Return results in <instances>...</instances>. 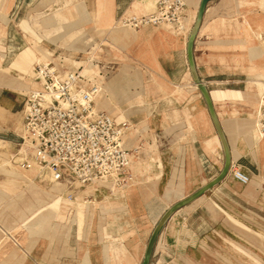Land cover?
Returning a JSON list of instances; mask_svg holds the SVG:
<instances>
[{
    "label": "rangeland",
    "instance_id": "rangeland-1",
    "mask_svg": "<svg viewBox=\"0 0 264 264\" xmlns=\"http://www.w3.org/2000/svg\"><path fill=\"white\" fill-rule=\"evenodd\" d=\"M158 1L134 0L121 9L112 0H0V264H64L58 253L76 240L96 243L108 263L122 264L125 253L132 264H140L167 206L192 194L201 185L198 176L203 180L213 174L210 160L196 159L199 94L188 76L174 80L139 62L137 72L127 70V79L122 78V69L134 67L129 45L136 31L118 21L123 15L151 13ZM263 13V0L239 2L240 19L233 31L240 45L256 41L264 47L263 31L253 32L248 24L252 17L261 25ZM190 23L187 19L188 29ZM160 27L178 32L170 25ZM48 61L81 67L102 85L97 107L130 120L129 143L139 152L134 180L127 187L98 183L71 191L18 166L25 148V95L36 86L34 68ZM249 85L222 88L246 89L248 97L258 95L261 100L264 86ZM259 104V99L250 104L255 115ZM201 127L204 137L205 125ZM255 132L264 140L256 124ZM29 177L35 185L26 189L23 182ZM253 180L258 188L242 190L244 197L264 191V164ZM171 181L176 191L168 197ZM24 188L25 196L18 197ZM71 192L74 198L69 200ZM238 207L239 212L227 218L230 224H217L214 231L199 211L183 215L170 241L158 237L150 264H264V198ZM113 257L118 262L113 263Z\"/></svg>",
    "mask_w": 264,
    "mask_h": 264
},
{
    "label": "crops",
    "instance_id": "crops-1",
    "mask_svg": "<svg viewBox=\"0 0 264 264\" xmlns=\"http://www.w3.org/2000/svg\"><path fill=\"white\" fill-rule=\"evenodd\" d=\"M112 1L117 3L121 9H127L134 3V0L132 2L127 0L124 2L121 0ZM184 1L187 3V19L191 21L190 28L187 31L169 32L162 30L160 26H148L140 30L133 29L136 31L135 38L129 45V51L135 63L134 67L129 66L128 69L126 67L122 69L125 72V75L122 72V78L127 79V70L137 72L139 70L137 67L139 62L144 63L156 72L168 73L174 80H178L185 75L188 76L190 84H192L199 94L195 97L196 108L199 110V124L196 127L197 141L194 143V146L198 145L196 159L198 158L200 161L210 160L212 171H214L211 176L207 178L203 177V180L201 179L202 176H198L199 179L196 183L201 184L197 188L199 189L221 172L225 156L207 103L193 80L188 60V42L197 18L201 0ZM240 1L244 0L210 1L195 41L194 55L198 74L211 91L217 114L231 148L233 163L241 166L247 173L252 175V180L249 184L244 185L229 174L221 183L205 195L181 208L168 220L159 235V239L166 242L171 240L172 230L177 220H180V217L185 214L190 215L191 212L193 214L199 211L203 217L204 224L212 226L210 229L214 231L217 224H230L227 218L229 215L239 212L238 205L240 203H259L264 198V191H259L258 193L251 192L246 197L241 193L245 189L258 188L253 180L254 172L264 164V140L256 137L255 124L257 115L250 108V104L255 103V99H259L260 101V98L258 95L248 97L246 89L234 90L222 88L231 86L244 89L250 86V83L257 85L260 83L264 86V47L258 45L255 39H253L254 43H248L247 41V47L243 43L242 45L245 47L242 48L241 42L233 31L238 26L240 19L238 15ZM125 14L127 13L125 12ZM248 21L251 31H263L264 41V13L261 25L252 17ZM151 28L157 30H151ZM245 35L250 39L252 38L250 37L252 36L250 31H247ZM144 40H149V42H144ZM242 40H244V37ZM8 85L11 86L10 83ZM219 86L221 89L214 90L215 87ZM204 125L206 135L202 137L201 132L203 129L201 126ZM126 144L131 146L128 137ZM197 162L199 163V161ZM163 167L165 168V165ZM164 176L165 172L162 173L161 177H157L156 181H158V185L163 183ZM30 180L24 179L23 183L26 189L30 188L31 184L35 185L33 178ZM174 190L176 191L174 182L171 181L167 188V196L170 197ZM21 191L20 194H17L18 197L25 196V188ZM185 197L187 195L180 197L179 200ZM56 203L54 202L52 205L56 206ZM170 204L172 205L173 202ZM168 208L169 205L166 210ZM58 254L64 264H111V262L108 263L106 260L102 248L97 247L96 243L92 241L87 243L80 242L79 240L72 241L68 247L64 248L62 254ZM123 254L122 264L134 263L132 258L125 253ZM115 262H118V260L116 258L114 260L113 257V263Z\"/></svg>",
    "mask_w": 264,
    "mask_h": 264
},
{
    "label": "built area",
    "instance_id": "built-area-1",
    "mask_svg": "<svg viewBox=\"0 0 264 264\" xmlns=\"http://www.w3.org/2000/svg\"><path fill=\"white\" fill-rule=\"evenodd\" d=\"M187 3L159 0L155 11L142 15H123L119 23L135 30L170 25L178 32L188 30ZM36 86L25 95L23 142L18 166L23 170L40 168L38 177L60 183L74 191L105 183L125 188L134 180L133 167L138 148L126 140L132 125L97 107L102 85L80 68L48 61L34 68ZM257 131L264 136V94L257 111ZM230 175L247 185L252 175L233 163ZM74 193L68 195L72 200Z\"/></svg>",
    "mask_w": 264,
    "mask_h": 264
},
{
    "label": "water",
    "instance_id": "water-1",
    "mask_svg": "<svg viewBox=\"0 0 264 264\" xmlns=\"http://www.w3.org/2000/svg\"><path fill=\"white\" fill-rule=\"evenodd\" d=\"M212 0H201L198 15L196 18V21L194 23L192 32L190 34L189 42H188V60L190 63V69L192 73V77L194 82L198 85V88L200 89L210 112L212 121L216 127L218 136L220 138L223 150H224V156H225V161H224V166L221 172L213 178L211 181L197 189L195 192L192 194L188 195L187 197L177 201L176 203L172 204L162 215V217L159 219V221L156 224V227L154 228L151 237L148 241L145 255L143 258V261L141 264H150L153 256V251L154 247L156 244V241L163 230L164 226L168 222V220L181 208L187 206L188 204L196 201L203 195H205L208 191L212 190L215 186H217L219 183H221L230 173L231 166L233 164V158H232V152L231 148L227 139V136L224 132V129L222 127L221 121L219 119V116L217 114L216 108L214 101L211 96V91L207 84L202 81L200 78L197 67H196V62H195V55H194V47H195V41L198 36V33L200 31L205 12L207 10V6Z\"/></svg>",
    "mask_w": 264,
    "mask_h": 264
},
{
    "label": "bare ground",
    "instance_id": "bare-ground-1",
    "mask_svg": "<svg viewBox=\"0 0 264 264\" xmlns=\"http://www.w3.org/2000/svg\"><path fill=\"white\" fill-rule=\"evenodd\" d=\"M199 11V10H198ZM198 15V14H197ZM197 85V84H196ZM197 87H198V85H197ZM23 130V129H22ZM0 141H2V140H0ZM214 158V157H213ZM216 158V157H215ZM25 171H35V172H37V174L40 172V168H34V169H31V170H25ZM15 176V175H14ZM30 178V177H29ZM31 179V178H30ZM29 179V180H30ZM18 180V179H17ZM154 180V179H153ZM26 181V180H25ZM31 181V180H30ZM32 185V184H31ZM54 206V205H53ZM55 207V206H54ZM53 210V209H52ZM54 230V229H53Z\"/></svg>",
    "mask_w": 264,
    "mask_h": 264
}]
</instances>
